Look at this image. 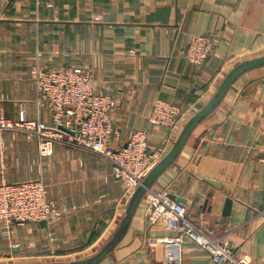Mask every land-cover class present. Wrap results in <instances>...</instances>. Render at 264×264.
<instances>
[{"label":"crops","instance_id":"obj_1","mask_svg":"<svg viewBox=\"0 0 264 264\" xmlns=\"http://www.w3.org/2000/svg\"><path fill=\"white\" fill-rule=\"evenodd\" d=\"M192 35L214 39L201 66L186 58ZM263 55L264 0H0V108L7 118L17 120L24 110L29 119L52 123L49 110L35 104L33 64L89 69L96 92L115 99V148L132 130L147 129L152 148L167 153L228 72ZM155 99L187 112L177 129L152 125ZM263 145L261 66L236 80L153 185L168 187L194 223L209 225L235 258L246 257L249 264H264ZM31 179H42L48 199L69 209L47 227L14 223L11 237L0 229V264L105 245L130 200L112 165L97 154L55 143L51 155L40 156L37 140L18 131L0 133V183ZM227 197L233 202L225 215ZM177 234L152 222L143 198L125 235L99 264H173L170 253L180 264H215L189 240L180 248L168 241Z\"/></svg>","mask_w":264,"mask_h":264},{"label":"built area","instance_id":"obj_2","mask_svg":"<svg viewBox=\"0 0 264 264\" xmlns=\"http://www.w3.org/2000/svg\"><path fill=\"white\" fill-rule=\"evenodd\" d=\"M213 48L212 37L192 35L186 58L192 65L201 66ZM30 74L37 94L35 104L49 110L52 123L29 119L24 110L19 112L17 120H12L0 108V133L18 131L28 139L37 140L40 156L51 155L55 143L97 154L112 165L113 177L122 184L130 199L136 187L164 157L165 147L152 148L151 133L147 129L132 130L124 145L112 147V141L120 137L111 118L115 99L96 92L89 69L33 64ZM185 114L177 103L155 99L149 120L156 127L175 130ZM144 200L146 215L156 226L177 231L168 241L179 248L189 240L207 250L215 264L250 263L246 257L235 258L228 242L223 236L215 235L209 225L194 223L184 203L173 198L168 187H151ZM68 209L48 199L42 179L0 183V229L5 237H11L14 223L59 221ZM174 257L170 253L167 258L173 264H180L179 257Z\"/></svg>","mask_w":264,"mask_h":264},{"label":"water","instance_id":"obj_3","mask_svg":"<svg viewBox=\"0 0 264 264\" xmlns=\"http://www.w3.org/2000/svg\"><path fill=\"white\" fill-rule=\"evenodd\" d=\"M264 66V55L242 61L236 64L225 76L216 92L210 99V101L192 117H190L181 129L177 139L174 141L170 150L164 155V157L157 163L151 171L146 175L142 182L133 191L129 204L126 208L125 215L118 229L111 237V239L94 255L86 258L70 260V261H44V262H11L1 264H99L103 261L121 241L125 233L127 232L131 220L137 211V208L143 200L146 192L153 187L160 175L167 170L170 166L175 164L176 159L184 149L189 137L205 118L211 115L220 105L227 93L235 88L236 80L241 77L245 72L255 69L257 67ZM176 200L182 201L180 197H175ZM233 200L227 197L225 200L224 211L225 215H228L232 209ZM39 224L43 227H47V221H40Z\"/></svg>","mask_w":264,"mask_h":264},{"label":"rangeland","instance_id":"obj_4","mask_svg":"<svg viewBox=\"0 0 264 264\" xmlns=\"http://www.w3.org/2000/svg\"><path fill=\"white\" fill-rule=\"evenodd\" d=\"M103 246H104L103 243H99V244H96V246L94 248H92V250L90 249V250H87V251H53L52 252V256L53 257L44 258L41 261H37V262H44V261H70V260H76V259H80V258H86V257H89L91 255H94ZM32 251H34V249ZM30 259L32 260V258H23L22 261H20V262H27V260H30Z\"/></svg>","mask_w":264,"mask_h":264}]
</instances>
